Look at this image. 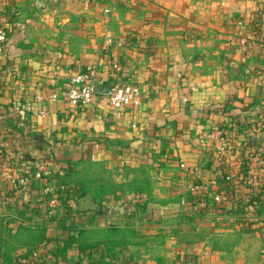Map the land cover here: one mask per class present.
<instances>
[{
    "label": "crops",
    "instance_id": "1",
    "mask_svg": "<svg viewBox=\"0 0 264 264\" xmlns=\"http://www.w3.org/2000/svg\"><path fill=\"white\" fill-rule=\"evenodd\" d=\"M0 32V165L29 174L43 157L50 171L26 190L0 178L3 264L45 248L52 264H264V0H0ZM99 60L91 103L64 102L68 78ZM126 81L141 102L111 108L106 90ZM219 130L228 151L200 144ZM94 162L126 185L120 196L82 194L97 206L76 214L66 195L52 206L44 188ZM35 219L46 229L33 245Z\"/></svg>",
    "mask_w": 264,
    "mask_h": 264
},
{
    "label": "built area",
    "instance_id": "2",
    "mask_svg": "<svg viewBox=\"0 0 264 264\" xmlns=\"http://www.w3.org/2000/svg\"><path fill=\"white\" fill-rule=\"evenodd\" d=\"M108 10V9H107ZM106 10V11H107ZM107 39L109 42L114 43L116 46H122L123 41L122 40H116L114 39L110 34H107ZM2 33L0 32V39H2ZM142 40L139 39V43H141ZM240 46L244 48V52L246 56H250L252 54V45L249 41H247L245 38H241L239 40ZM102 61H97L93 65L82 69L80 71H77L76 73L72 74L68 78V84L66 87H64L60 91V97L61 99L66 102L67 104L73 106V107H85L88 104L91 103L92 98L95 94L96 88L98 84L102 81ZM109 65L112 66V68H117V62L110 61ZM141 87L140 84L133 81H126L122 83H116L112 84L108 87L106 90V99L111 108H121L123 106H136L141 102ZM258 125H262V123H258ZM214 133L207 132L204 136L200 138V144H205L207 142V139L210 137H215L218 140L219 146L217 147L218 150L221 152L228 151L227 148V142L229 141V136H231L232 132H226L224 130H219L217 132V135L214 136ZM34 168L33 170L28 174H10L7 170V167L5 165H0V178L6 179L10 184L12 185H19L22 186L24 190L28 189L34 182L39 181L45 176H48L50 171L47 168V165L45 163V159L43 157H40L39 159H36L33 162ZM179 167L183 170L192 173V169L189 168L183 161L179 162ZM252 166L251 163L248 165V167ZM253 167L256 168L255 161H253ZM237 169H230L229 171L225 172L223 175V181L230 182L234 180L238 175ZM260 176L258 175V172L256 170L251 171L248 175V183L253 186L254 190L256 191V186L259 184L258 181L260 180ZM215 184L216 182L214 180L210 181L209 184ZM205 184V185H209ZM55 189L60 190L63 192L61 195H55L54 191ZM65 189L66 187L64 185H58L57 187L52 186H46L44 188L45 193L52 196V206H59L62 204L61 200L65 196ZM213 198L217 202H222L226 199V197L221 194L220 192H215L213 194ZM243 203L246 205L250 201V195L243 194L240 196ZM77 200L73 201L70 200L69 207L74 212H77V206L76 203ZM245 213L247 216H249L251 213H249L248 209L245 208ZM262 216H264V208H262L261 213ZM56 261L55 256L48 251L46 248L42 249V253H32L28 257L25 258H19L18 262L21 264H52ZM0 264H3L1 258H0ZM81 264H91L89 262H84ZM112 264H119L117 261H114Z\"/></svg>",
    "mask_w": 264,
    "mask_h": 264
},
{
    "label": "rangeland",
    "instance_id": "3",
    "mask_svg": "<svg viewBox=\"0 0 264 264\" xmlns=\"http://www.w3.org/2000/svg\"><path fill=\"white\" fill-rule=\"evenodd\" d=\"M106 166L105 164L98 163V162L88 163V164L80 163L77 165L76 169H74V166H73L72 167L73 174H70L68 178V183L65 181L69 188V190L68 188L65 189V195L67 199L70 198L71 200L75 201L77 197L85 193H90V194H93V196H95L96 198L104 199L106 196L116 195L117 192H121V188L126 187V185L122 186V183L120 181L121 179L118 176L113 177L111 180L110 177L113 176V173H112L113 169H111L110 167H106ZM140 184H142V181ZM75 186H78L79 188L77 190H74ZM129 186L136 189V187L138 186V183L136 182H133L132 184L129 183ZM116 196H120V193H118V195ZM68 208H69V211L67 212L72 213V214L77 213L71 210L69 206ZM51 219L54 220L55 217L54 218L51 217ZM54 223L56 222L55 221L49 222L48 225H54L53 227L56 229L59 228ZM30 225L31 227L33 226L32 227L33 240H34L33 245H36V242L38 243V241L41 240L40 235L38 234L37 230L43 229V228L46 229V226H42V224L36 219L34 222H31ZM106 226H107V223H105V225L101 227L108 228ZM111 226L112 224L109 223L110 229H113ZM58 237L61 239L64 237L62 234V231L59 232ZM19 239L25 240V236H21ZM100 239H102V237Z\"/></svg>",
    "mask_w": 264,
    "mask_h": 264
},
{
    "label": "water",
    "instance_id": "4",
    "mask_svg": "<svg viewBox=\"0 0 264 264\" xmlns=\"http://www.w3.org/2000/svg\"><path fill=\"white\" fill-rule=\"evenodd\" d=\"M79 211L95 209L97 204L89 195H85L77 203Z\"/></svg>",
    "mask_w": 264,
    "mask_h": 264
},
{
    "label": "trees",
    "instance_id": "5",
    "mask_svg": "<svg viewBox=\"0 0 264 264\" xmlns=\"http://www.w3.org/2000/svg\"><path fill=\"white\" fill-rule=\"evenodd\" d=\"M223 178V177H222ZM77 212H78V209H77Z\"/></svg>",
    "mask_w": 264,
    "mask_h": 264
}]
</instances>
